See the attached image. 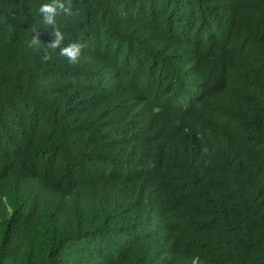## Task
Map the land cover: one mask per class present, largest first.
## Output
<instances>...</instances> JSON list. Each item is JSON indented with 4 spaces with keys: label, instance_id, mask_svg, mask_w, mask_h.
<instances>
[{
    "label": "trees",
    "instance_id": "obj_1",
    "mask_svg": "<svg viewBox=\"0 0 264 264\" xmlns=\"http://www.w3.org/2000/svg\"><path fill=\"white\" fill-rule=\"evenodd\" d=\"M49 2L0 0V264H264V0H72L56 19L65 45L86 44L76 65L58 49L41 60ZM203 31L243 76L211 79L193 57ZM143 99L176 131L121 147L125 110ZM133 153L162 165L145 190L157 196L132 188Z\"/></svg>",
    "mask_w": 264,
    "mask_h": 264
},
{
    "label": "clouds",
    "instance_id": "obj_2",
    "mask_svg": "<svg viewBox=\"0 0 264 264\" xmlns=\"http://www.w3.org/2000/svg\"><path fill=\"white\" fill-rule=\"evenodd\" d=\"M38 13L42 17V23L52 29L51 35L54 37V39H52L46 46V49H51L52 52L45 51L44 55L41 57L42 62L51 61L53 58L52 53L58 49L59 56L67 58L70 64L76 65L80 63L81 58L84 55L83 49L86 47V44L77 41V42H70L67 45H65L64 44L65 36L57 27V19H56L57 16H59L62 13L68 16L75 14L73 12L72 0H51V2L49 3H43L40 5L38 9ZM203 32L206 34L208 41L204 43L201 46V48L193 54V57L198 62L209 63L208 75L211 77V79L215 80L216 82L224 83V82L237 80L238 78L243 76L244 69L240 71H236L231 67H229L226 63L217 62L214 59L210 51V46L212 43L211 34L207 31H203ZM232 33L233 32L231 30H227L223 35L224 40L228 41L229 38L232 36ZM241 43H246V41L243 40ZM41 44H42L41 40L39 39V35L37 34L32 37L29 46H33V45L39 46ZM85 59H90V58L85 57ZM119 66L120 65L117 63V61L112 65V67L115 68ZM132 72L133 71H131L130 68H128V73H132ZM179 74L180 72L177 69L172 75V82L178 79ZM200 84L203 86L202 83ZM137 102L140 103L143 102L142 103L143 106L141 109L131 106L125 110V113L128 116L126 119L128 121V124L125 126V129L123 130L121 136V143H122L121 147L129 146L132 149H136L139 147L149 146L156 142H159L160 144V140L155 138V136L156 134L159 133L161 129L169 128L176 131L173 125H171L168 122H165L164 119L159 115V113H157L154 110L155 109L153 106L154 104L151 101H149L148 99H143L140 101H134L133 104ZM146 105L152 107L154 111L148 112ZM103 107L105 106H95L96 112ZM174 120H177L181 125L183 124L177 118ZM106 122L109 123L110 121H106ZM190 129H192L191 126L184 125L182 134H184ZM96 133L100 134L101 137H106L102 129L97 128ZM191 140L197 141L198 137ZM74 147L78 148V141L74 144ZM70 149H71L70 147L66 148L69 155H70ZM203 154L211 155L207 147L203 149ZM130 157L133 158L135 169L141 168L142 170H144V175L142 177L140 184L136 183V177H135L136 171L131 172L129 180L131 182L132 188L136 191H144L151 197L157 196L158 194L148 193L145 190L148 187L157 185L160 181L166 178V173L160 169L162 165L159 164L157 161H155L151 156L149 157V160L144 164L141 161V157L138 155V153H133ZM73 158L77 159V157H73ZM111 163H112V171H114V168L118 163V159L115 154L112 158ZM205 163H210V161H205ZM56 172H57L56 177L51 181V183L57 186L58 190L62 194H68L67 188L70 186L71 180L68 178H63L58 171ZM80 172L84 175L98 173L92 167V165H90L87 162H84L82 168L80 169ZM6 227L8 228V230L12 235L16 231L8 227V223H6Z\"/></svg>",
    "mask_w": 264,
    "mask_h": 264
}]
</instances>
